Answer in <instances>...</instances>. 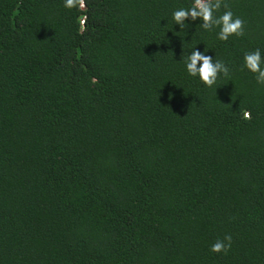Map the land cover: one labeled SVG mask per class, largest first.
<instances>
[{
    "label": "trees",
    "instance_id": "trees-1",
    "mask_svg": "<svg viewBox=\"0 0 264 264\" xmlns=\"http://www.w3.org/2000/svg\"><path fill=\"white\" fill-rule=\"evenodd\" d=\"M191 3L0 0V264H264V0H222L226 41Z\"/></svg>",
    "mask_w": 264,
    "mask_h": 264
},
{
    "label": "clouds",
    "instance_id": "clouds-1",
    "mask_svg": "<svg viewBox=\"0 0 264 264\" xmlns=\"http://www.w3.org/2000/svg\"><path fill=\"white\" fill-rule=\"evenodd\" d=\"M83 3L84 0H63V6L69 9L83 6ZM221 6L222 0H192L189 7L174 10L172 19L175 24L184 29L188 26L185 23L186 19L195 21L199 18L202 21L200 26L204 30L212 31L218 28L217 37L222 41H226L232 35L237 37L245 35L244 20L234 16L227 3H223V7L228 10L216 15ZM191 49L190 54L187 52L183 55L186 71L190 76L198 77L204 85L212 87L216 84L220 74L225 77L230 75L229 68L222 60H213L212 56L205 55L195 48ZM244 68L255 75L257 83L264 85V57L261 56L259 48L244 53L242 70ZM246 115L250 118V113ZM231 244L232 237L226 234L223 239H217L211 244L210 251L227 254L231 249Z\"/></svg>",
    "mask_w": 264,
    "mask_h": 264
}]
</instances>
